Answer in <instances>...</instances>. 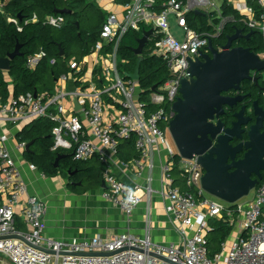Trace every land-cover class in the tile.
<instances>
[{"label":"built area","instance_id":"2783aa9c","mask_svg":"<svg viewBox=\"0 0 264 264\" xmlns=\"http://www.w3.org/2000/svg\"><path fill=\"white\" fill-rule=\"evenodd\" d=\"M11 1L0 0V12H4ZM112 3L121 8L120 15L106 10L109 15L101 31V42L82 60L69 62L68 73L59 78L52 94H27L9 99L0 95V257L8 259L9 264H169L152 256L154 254L174 264H264V183L255 189L249 202L228 204L202 188L204 172L198 157L183 159L168 140L169 125L175 116L173 105L180 95L182 81L189 77L191 63L209 52L210 41L231 21L222 16V2L112 0ZM257 3L262 10L259 19L246 0H230L244 17L245 25L260 30L264 39V0H257ZM196 12L208 16L210 25L213 18L221 19L215 34L198 33L190 27L188 16ZM171 17L185 33L181 43L170 34ZM8 22L16 24L18 31L22 30L17 19L8 18ZM37 22L38 16L33 15L25 25ZM65 22L63 15L45 19V24L55 29H61ZM142 26L153 30L148 41L150 55L162 59L171 76L162 87L148 95V100L144 99L140 81L122 75L118 59L123 37L130 30L140 31ZM259 56L264 60V51ZM45 57L44 51L29 56L26 68L36 70ZM69 84L73 88H68ZM43 118L56 124L53 151L71 152L75 162L98 159L104 166L106 188L101 189L102 199L125 215L126 232L108 239L94 237L72 242L55 241L45 235L46 204L28 193L8 147L13 134L16 137L27 125ZM133 136L138 157L122 161L118 155L119 146ZM26 147L25 143L18 144L23 155ZM162 154L165 160L161 166V187L156 191L152 187L154 158ZM176 157L182 164L178 170V184L174 174ZM119 165L135 171L139 177L147 172V185H127L118 179L115 169ZM29 168L38 169L30 163ZM157 193L162 196L164 210L180 236L176 244L165 246L152 241L149 207L145 215V236L138 237L130 232L134 211L143 196L151 198ZM211 221L228 223L235 231L213 258L208 245V236L213 230ZM62 253L116 254L85 257Z\"/></svg>","mask_w":264,"mask_h":264},{"label":"trees","instance_id":"16d2710c","mask_svg":"<svg viewBox=\"0 0 264 264\" xmlns=\"http://www.w3.org/2000/svg\"><path fill=\"white\" fill-rule=\"evenodd\" d=\"M162 1L165 0H158L159 3ZM218 1L223 4V18H230L231 21L226 24L217 38L212 39L214 48L222 49L231 36L235 35L238 30H242L245 36L252 32L253 36L250 39L237 40L233 43V47L250 49L251 52L261 55L264 51V39L261 31L248 28L243 21L244 17L234 9L230 0ZM246 1L248 6L253 8L256 18L259 19L262 10L258 6L257 0ZM58 10L71 11V14L63 15L66 22L61 29H55L45 24L47 17L58 15ZM33 15L38 16L39 22L25 25V21L31 19ZM108 15V12L103 11L96 0H12L5 6L4 12H0V57L5 58L13 53L17 45L21 46V55L11 62V69L8 73L0 70V95L4 99H9L10 96L19 97L27 94H52L59 78L68 73L69 62L74 59L82 60L101 42V31ZM8 18L17 19L22 30L18 31V26L9 23ZM220 22L221 19L213 18L212 25H210L208 16L195 13L188 16L190 27L198 33L215 34ZM148 29V27L142 26L140 31L130 30L120 42L118 49L119 70L125 77L135 71L138 60L135 49L138 48L139 40ZM59 46L65 52L64 57L59 56ZM149 47L150 43L145 46V60L140 69V86L146 96L145 100H148V95L152 93L153 87H162L171 77L167 64L160 58L152 57L149 53ZM40 51H44L46 57L39 63L36 70H28L26 68L28 57ZM53 60L55 61L54 64L51 63ZM7 74L14 84L12 94L9 91ZM256 76L259 79V85L264 88L263 73H257ZM258 89L255 82L244 81L240 90H243L244 94L251 93L253 99L259 101L261 105L264 89L262 91ZM256 94H259L260 97H257ZM232 120V113L226 112L223 122L230 126ZM55 127L56 124L52 120L43 118L27 125L17 133L18 144L29 145L32 143L30 151L24 153V159L35 165L48 178L61 175L69 179L70 188L78 183L82 185L87 183V188H102L104 166L98 159L89 162H75L71 152L52 150ZM59 155H68V157L62 159L59 162V167L55 168V161ZM118 155L120 160L126 162L138 157L134 136L131 140L120 144ZM174 174L177 178L176 183H180L178 169L175 170ZM263 183L264 180L259 183L257 188ZM210 223L213 230L208 236V245L209 255L213 258L221 252L222 244L231 237L233 227L222 221H211ZM19 228H22V225H19Z\"/></svg>","mask_w":264,"mask_h":264},{"label":"water","instance_id":"95a60500","mask_svg":"<svg viewBox=\"0 0 264 264\" xmlns=\"http://www.w3.org/2000/svg\"><path fill=\"white\" fill-rule=\"evenodd\" d=\"M58 15L71 14L68 10H58ZM201 15L202 13L196 12ZM79 26V24H77ZM153 30L146 31L139 40L135 55L138 57L133 74L127 75L129 79L140 81V69L145 60L144 49L152 36ZM253 32L244 35L238 30L231 36L227 44L220 50L214 48L210 41L208 54L196 62L191 63L189 77L184 79L180 88V98L173 105L175 118L170 122L169 133L179 155L186 160L198 157V164L202 167L204 175L202 188L211 196L218 198L228 204H236L249 196L259 183L264 180V111L255 103L258 119L248 132L246 142H241L234 147L231 142L236 138L243 140L245 126L251 122L244 117L245 107L235 115L236 122L232 128L225 129V125L219 121L216 125L212 121L220 119L225 115V109L233 108L241 104L245 96L228 97L224 94L230 91H239L244 81L258 83L257 73H264V60L250 49L233 47V43L239 39H250ZM21 46L17 45L15 51L7 57H0V70L9 72L11 62L20 56ZM65 52L59 46V56L64 57ZM157 87H153L155 91ZM37 94H35L36 96ZM29 144L25 152L30 151ZM243 149L246 153L241 160H236L237 154ZM68 155H59L55 161V168L59 162ZM253 176L256 179H253ZM102 188H106L102 184ZM13 238V237H8ZM24 240L21 237H15ZM49 254L52 251L41 249ZM65 256H113L111 254L84 253L71 254L62 253ZM161 261L174 264L168 259L156 256Z\"/></svg>","mask_w":264,"mask_h":264},{"label":"crops","instance_id":"0c3cea01","mask_svg":"<svg viewBox=\"0 0 264 264\" xmlns=\"http://www.w3.org/2000/svg\"><path fill=\"white\" fill-rule=\"evenodd\" d=\"M100 2L99 6L103 11L111 10L120 15L121 8L114 6L112 0H100ZM7 79L9 91L12 94L14 84L8 74ZM68 88H73V85L69 84ZM11 137L8 147L13 159L18 164L28 193L39 197L46 204L45 235L47 237L55 241L72 242L94 237L108 239L127 231V218L115 205L102 199V188H87V183L83 185L78 183L70 188V180L61 175L48 178L39 169L32 171L29 168V163L24 159L22 151L18 149L16 137L14 134ZM164 160L165 155L163 154L156 155L154 158L152 187L156 191H160L161 166ZM115 172L118 179L127 185L143 187L147 185V172L139 177L135 171L123 169L120 165L115 169ZM148 207L151 215L150 237L152 241L165 246L178 243L180 236L165 212L164 200L158 193L151 198L143 196L142 202L134 211L130 232L138 237L145 236V215Z\"/></svg>","mask_w":264,"mask_h":264},{"label":"flooded vegetation","instance_id":"af4514ba","mask_svg":"<svg viewBox=\"0 0 264 264\" xmlns=\"http://www.w3.org/2000/svg\"><path fill=\"white\" fill-rule=\"evenodd\" d=\"M209 53V52H208ZM207 53V54H208ZM257 77V76H256ZM263 79H264V73H263ZM254 82V81H253ZM256 83V82H255ZM257 87L259 88L258 90L259 91H262L264 88L259 85V79H258V83H256ZM244 91L243 90H239V91H230L226 94H224V96H228V97H237V96H245V100L241 103V104H238L237 106H234L233 108H228L226 107L225 109V113L226 112H230L232 113V116H233V120L231 121V125L230 126H227L224 122H223V117L225 116H222L220 119H215L214 121H212L214 123V125H216L219 121H221L224 125H225V129H230L232 128V125L234 122H236V117L235 115L238 114L240 112V110L242 109V107H245V113H244V117L246 119H250L251 122L249 123L248 126H245L244 129H245V133L243 134V140L241 141H238L236 138H234V140L231 142V145H233L234 147H236L237 145H239L241 142H246L247 139H248V132H249V129L250 127L256 123L257 119H258V115H256V111H255V103H258L259 107L264 111V95H263V98L261 99V105L259 104V101L253 99L252 97V94L251 93H246L244 94L243 93ZM257 97H260L259 94H256ZM180 98V95L179 97ZM241 105V106H240ZM240 106V107H239ZM239 107V109H238ZM264 114V113H262ZM176 116V115H175ZM174 116V118H175ZM173 118V119H174ZM264 118V116H263ZM264 130V129H263ZM246 153V150L243 149L239 154H237L236 156V160H241L243 159L244 155ZM253 179H256L255 176H253Z\"/></svg>","mask_w":264,"mask_h":264},{"label":"rangeland","instance_id":"374dc122","mask_svg":"<svg viewBox=\"0 0 264 264\" xmlns=\"http://www.w3.org/2000/svg\"><path fill=\"white\" fill-rule=\"evenodd\" d=\"M98 3V5L101 4L100 0L96 1ZM170 23V34L177 39L178 42H183L184 41V37H185V33L182 29H180L176 23V19L171 17L169 20ZM168 140L170 141L172 147L174 149H176L174 142L170 136V134H168ZM177 159L174 158V162H175V170L176 169H180L182 164L180 163V160L178 157H176ZM255 194V190L251 191L250 195L245 197L244 199H242L241 201H239V204H245L247 202H249L250 200H252L253 196ZM209 197V196H208ZM210 198V197H209ZM235 233V231L233 232V234ZM0 264H7L8 263V259H4L2 257H0Z\"/></svg>","mask_w":264,"mask_h":264}]
</instances>
